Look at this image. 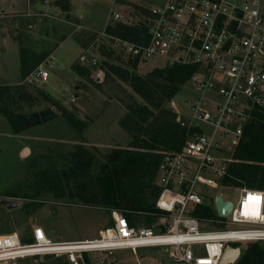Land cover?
<instances>
[{
  "label": "built area",
  "instance_id": "built-area-1",
  "mask_svg": "<svg viewBox=\"0 0 264 264\" xmlns=\"http://www.w3.org/2000/svg\"><path fill=\"white\" fill-rule=\"evenodd\" d=\"M264 0H167L160 8L140 12H112V24L146 23V46L104 36L139 65L154 58L165 66H194L190 82L202 93L192 105L191 119L180 114L178 122L188 131L181 152H165L158 171L161 189L156 208L161 214L149 226L135 227L120 212L112 213L113 226L100 230L96 238L52 240L36 226L25 243L19 232L0 235V264H18L22 259L38 263L45 257L64 258L69 264H87L93 255L116 251L158 248L178 264H219L228 245L264 241V190L242 189L238 205L226 219V228L201 230L191 214L198 205L212 204L205 190L217 189L228 173L240 146L244 129L254 111L264 112ZM82 27H78L80 32ZM43 62L26 80L47 83L54 58ZM82 62L85 61L83 57ZM93 67L99 62L93 60ZM98 76L104 77L100 69ZM206 105H209L206 106ZM180 113V112H179ZM216 199V197H214ZM256 198L259 201H250ZM224 199V198H223ZM225 200V199H224ZM104 264H108L104 262Z\"/></svg>",
  "mask_w": 264,
  "mask_h": 264
},
{
  "label": "rangeland",
  "instance_id": "rangeland-1",
  "mask_svg": "<svg viewBox=\"0 0 264 264\" xmlns=\"http://www.w3.org/2000/svg\"><path fill=\"white\" fill-rule=\"evenodd\" d=\"M36 1L37 4L31 0H0V7L7 10L5 15H0L3 17L0 18V25H3V30H0V46H4L3 49L0 47V84L19 85L36 95L38 100L35 106L26 107L24 104L26 113L51 108L58 117L15 135L9 121L0 115V231L4 234L17 231L21 236L30 237L33 225L40 224L38 226L44 228L55 241L92 239L98 236L100 230L113 226L110 209L69 198L58 200L46 188V181L49 180L48 175L56 173V170L62 172L66 167L64 158L75 151L77 146L96 156L92 172L97 175L107 163V155L115 149H128L132 143L133 139L120 122L126 115V104L133 92L109 74L108 66L110 62L126 64L127 55L115 47L112 48L113 44L104 36L103 30L113 20L110 19L112 12L122 14L132 11L138 19L142 18L136 5L124 0L121 1L124 4L116 3L117 0H74V14L82 18L85 27L78 32L76 26L66 21L67 14L52 5L53 0ZM45 1L50 4L44 6ZM143 2V5L149 7L145 9H152L163 7L167 0ZM262 9L264 10V3ZM87 28L97 32L86 31ZM22 48L37 55L47 54L45 62H48L49 57H54V68L50 70L47 83L21 81ZM103 49L113 52L112 60L103 55ZM83 57L84 62L81 61ZM94 59L99 62L97 67L92 66ZM144 63L143 68L138 70L140 74L166 67V60L160 57ZM74 65H78L88 74L85 77L78 76L73 70ZM100 69L104 72V77L98 76ZM202 96L194 83L189 82L171 102L164 105V109L175 113L177 121L180 113L191 119V107ZM135 97L141 102L139 97ZM53 103L89 124L88 130L80 133L73 129ZM25 151L28 152L25 154ZM161 154L164 155V152ZM155 183H158V172ZM198 186L201 192L205 190L206 201L209 197L214 199L221 195L236 206L239 203L241 187L226 188L220 185L217 189L206 191L200 184ZM8 193L14 197H5ZM3 200L21 204L9 209L8 205L2 204ZM32 202H39L44 206L34 215L28 216L24 206ZM225 222L226 220H218L217 225L202 223L201 230L226 228L228 225ZM255 244L264 248V241L234 246L240 245L243 253ZM89 262L178 264L169 258L166 251L158 248L140 249L136 254L130 250H120L113 255H93ZM17 263L67 264L64 258L52 256L45 257L38 263L32 259H22Z\"/></svg>",
  "mask_w": 264,
  "mask_h": 264
},
{
  "label": "trees",
  "instance_id": "trees-1",
  "mask_svg": "<svg viewBox=\"0 0 264 264\" xmlns=\"http://www.w3.org/2000/svg\"><path fill=\"white\" fill-rule=\"evenodd\" d=\"M52 3L67 14V21L74 20L71 16L73 10L71 0H54ZM136 7L138 11L149 14L148 9L137 5ZM105 33L141 46L148 45L150 38L149 27L143 22L135 25L123 23L108 25ZM102 53L109 60L113 59L111 50L103 49ZM47 58V54L37 55L22 48L21 81L26 80ZM108 66L109 74L128 86L134 94L126 104V115L120 122L122 128L133 139L132 143L128 149H115L107 155V163L101 167L97 175L92 172L96 156L89 150L77 146L75 151L64 158L66 167L62 172L56 170V173L48 175L46 188L58 200L69 198L89 205L106 207L112 213L114 211L122 213L135 227H149L156 220L153 215L162 213L155 205L161 192L155 183L163 158L161 153L181 152L187 144L188 137V131L181 128L177 121V115L165 111L164 105L171 102L190 82L196 67L173 65L140 74L137 58L128 59L124 65L110 62ZM73 70L80 77L88 74L78 65H74ZM35 96L19 85L0 84V115L9 121L15 135L58 117L51 108L26 113L24 104L26 107L35 106L38 100ZM135 96L139 97L141 102ZM53 106L60 109L62 116L73 129L82 133L88 128L89 124L57 103H53ZM221 185L226 188L264 190L262 110L254 111L251 123L245 127L242 142L234 154L233 162L229 164L228 173L221 180ZM5 197L14 195L8 193ZM211 202L214 203L215 198L211 199ZM43 206L42 203L32 202L24 206V210L28 216H32ZM191 214L201 221L226 220L217 215L210 203L196 206ZM2 234L4 233L1 232L0 235ZM22 241L28 243L32 239L29 236H22ZM86 261L90 264L89 259ZM66 263L69 264L67 261ZM236 264H264V248L257 244L247 248Z\"/></svg>",
  "mask_w": 264,
  "mask_h": 264
},
{
  "label": "water",
  "instance_id": "water-1",
  "mask_svg": "<svg viewBox=\"0 0 264 264\" xmlns=\"http://www.w3.org/2000/svg\"><path fill=\"white\" fill-rule=\"evenodd\" d=\"M2 204L8 205L9 209H14L17 206H20L21 203L3 200ZM215 206L218 214L225 218L230 216L234 209V203L231 201L224 200L221 195L216 197ZM241 255L242 250L240 247L228 245L219 264H236L240 259Z\"/></svg>",
  "mask_w": 264,
  "mask_h": 264
},
{
  "label": "crops",
  "instance_id": "crops-1",
  "mask_svg": "<svg viewBox=\"0 0 264 264\" xmlns=\"http://www.w3.org/2000/svg\"><path fill=\"white\" fill-rule=\"evenodd\" d=\"M54 1V0H53ZM52 1V2H53ZM122 0H117L116 1V3H118V2H120V3H122V4H124V2H121ZM124 1H126V2H129V3H131V4H133V5H137V6H140V7H143V8H149L148 6H146V5H143L144 4V2H143V0H133V1H131V0H124ZM71 2H72V5H73V10H72V12H71V16H72V18L74 19V20H72V21H67V22H69V24H71V25H74V26H76L77 28L78 27H82V30H84L85 29V27L83 26V20H82V18L81 17H77V15H75L74 14V12H75V9H76V5H75V2H74V0H71ZM34 4H37V2H35ZM44 4V6L45 5H47V4H50L48 1H45V3H43ZM52 4V3H51ZM53 5V4H52ZM54 6V5H53ZM127 7V9H129V7L128 6H126ZM57 8V7H56ZM0 9H2V10H0L1 12H0V15L1 14H6L7 12V10L5 11L2 7H0ZM58 9H60V8H58ZM0 18H3V17H1L0 16ZM1 20V19H0ZM76 20V21H75ZM65 21V22H66ZM112 24V22L111 23H108V25H111ZM107 25V26H108ZM3 25H0V30L2 31L3 29L1 28ZM106 26V27H107ZM32 27V26H31ZM106 27H105V29H106ZM105 29L103 30V31H105ZM86 31H91V32H97V31H94V30H91V29H86ZM79 32V31H78ZM1 47V46H0ZM2 49L4 48V46H2L1 47ZM53 57V56H52ZM50 58V57H49ZM54 58V57H53ZM145 63H142V64H140L139 65V69H142L143 68V65H144ZM49 81V80H48ZM6 83V82H5ZM8 84H10V83H6L5 85H8ZM179 112H180V110H178ZM181 114V113H180ZM90 126V125H89ZM89 126H88V128H89ZM88 128L86 129V130H88ZM28 131V130H27ZM24 133V132H23ZM242 190V189H241ZM223 197V196H222ZM224 198V197H223ZM38 225H40V224H35V225H33V228L34 227H36V226H38ZM1 233V232H0Z\"/></svg>",
  "mask_w": 264,
  "mask_h": 264
},
{
  "label": "bare ground",
  "instance_id": "bare-ground-1",
  "mask_svg": "<svg viewBox=\"0 0 264 264\" xmlns=\"http://www.w3.org/2000/svg\"><path fill=\"white\" fill-rule=\"evenodd\" d=\"M28 151H25V154L27 153ZM250 201H259L258 199H256V198H249V202Z\"/></svg>",
  "mask_w": 264,
  "mask_h": 264
}]
</instances>
